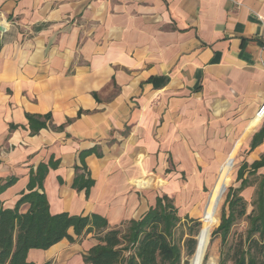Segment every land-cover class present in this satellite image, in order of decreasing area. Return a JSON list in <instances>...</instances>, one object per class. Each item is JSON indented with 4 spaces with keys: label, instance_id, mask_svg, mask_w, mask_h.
Instances as JSON below:
<instances>
[{
    "label": "crops",
    "instance_id": "crops-1",
    "mask_svg": "<svg viewBox=\"0 0 264 264\" xmlns=\"http://www.w3.org/2000/svg\"><path fill=\"white\" fill-rule=\"evenodd\" d=\"M263 103L264 0H0V184L13 179L4 208L42 168L32 190L50 214H97L119 229L164 196L191 213L207 181L199 221L217 223L243 164L247 205L264 178V165L252 168L264 158ZM80 174L87 193L72 185ZM69 234L27 260L87 264L95 234Z\"/></svg>",
    "mask_w": 264,
    "mask_h": 264
},
{
    "label": "trees",
    "instance_id": "trees-1",
    "mask_svg": "<svg viewBox=\"0 0 264 264\" xmlns=\"http://www.w3.org/2000/svg\"><path fill=\"white\" fill-rule=\"evenodd\" d=\"M44 118L48 119V115ZM28 120L36 129L45 125L44 121L35 116L29 115ZM262 134L263 131L254 136L253 145L261 141ZM88 152H81L80 158ZM261 165H264V158L254 162L252 168ZM245 167L246 164H243L237 173L240 186L229 188L226 194L227 210L221 213L220 223L216 228L221 236V245H225L235 221L245 218L249 227L245 236L239 237L228 248V254L223 256L219 264H264V178L250 203L252 209L247 213V202L240 195V191L247 186V181L243 178ZM43 174L44 171L40 168L36 175L31 176L28 184L30 192L23 195L13 209L4 208L0 200V264H35L27 260L28 251L48 249L64 238L73 242L74 238L69 234L70 228L77 237L91 232L95 234L97 243L83 254V261L87 264H181L180 249L170 240L174 227L180 221L172 199L166 196L157 198L155 205L140 219L129 221L127 232L121 234L119 229H107L106 219L97 214H50L44 193L32 190L34 184L41 189ZM12 180L0 184V192ZM92 183L89 177L85 178L80 174L76 175L72 185L77 190L85 188L87 193ZM22 203H28V208L20 213L18 208ZM214 219L217 220V217ZM124 241L127 244L123 245ZM208 244L209 240L204 249H199L195 238L186 240V249L190 254L189 264L193 261L205 264ZM123 251L128 254H123Z\"/></svg>",
    "mask_w": 264,
    "mask_h": 264
},
{
    "label": "rangeland",
    "instance_id": "rangeland-1",
    "mask_svg": "<svg viewBox=\"0 0 264 264\" xmlns=\"http://www.w3.org/2000/svg\"><path fill=\"white\" fill-rule=\"evenodd\" d=\"M240 166V161H235L234 169L236 170ZM185 180V177H183ZM250 182L254 181V177H250ZM236 186L235 181H231L230 178L225 186V192L223 193V196L221 197L218 206L215 209V215L217 217V223L213 221H199L198 216V209H202L203 204L206 200V196L210 191V185L207 181L199 182V186L197 188V191L193 192V196H199V202L200 205L197 206L196 202L194 203V207L191 208V213L185 212V210H182L183 205L179 206V202L176 201L175 197V205L178 208V216L180 217V221L176 224L174 227V230L170 236V240L175 242L178 245V248L181 252V264H189L190 254H188V251L186 249V240L188 238H195L197 240V248L204 249L206 242L209 240L207 253L205 256H207L205 264H219L220 260L228 254L229 251L228 248L233 245V243L239 239V237H244L246 234V230L249 227V224L245 218H241L231 226L230 231L227 235V241L225 245H221V236L220 233L216 231V228L218 227L220 223V215L223 211L227 210V204L225 203V198L227 191L229 187ZM198 200V199H197ZM250 202V201H249ZM188 208V206H185ZM195 208V209H194ZM190 209V208H189ZM251 211V206L248 204L246 208V212L249 213ZM215 223V224H214ZM127 225H124L123 227H120L119 230L121 231V234H124L127 232L126 229ZM127 244V242H123V245ZM123 254H128L127 251H123ZM74 263V262H73ZM192 264H196V261H193ZM203 264V263H202ZM228 264H231V262H228Z\"/></svg>",
    "mask_w": 264,
    "mask_h": 264
},
{
    "label": "built area",
    "instance_id": "built-area-1",
    "mask_svg": "<svg viewBox=\"0 0 264 264\" xmlns=\"http://www.w3.org/2000/svg\"><path fill=\"white\" fill-rule=\"evenodd\" d=\"M263 106H264V103L260 106L258 112L261 111V110L263 109Z\"/></svg>",
    "mask_w": 264,
    "mask_h": 264
}]
</instances>
